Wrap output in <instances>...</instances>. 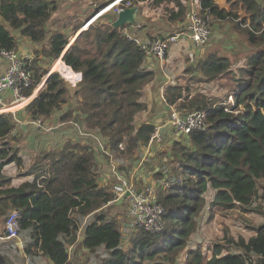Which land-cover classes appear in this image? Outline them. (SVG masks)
Returning <instances> with one entry per match:
<instances>
[{
    "label": "trees",
    "instance_id": "obj_1",
    "mask_svg": "<svg viewBox=\"0 0 264 264\" xmlns=\"http://www.w3.org/2000/svg\"><path fill=\"white\" fill-rule=\"evenodd\" d=\"M127 1L132 5L150 2ZM166 1L170 0L152 3L158 6ZM173 1L178 10L170 12L169 22L178 21L185 9L183 3ZM241 2L251 29L264 37V0ZM57 4L50 0L0 3V19L13 32L38 45L36 52L41 54L35 52L36 58L27 60L33 83L23 92L25 98L49 74L38 58L58 61L56 72L47 76L44 86L23 111L32 121L56 117L59 123H68L74 108L62 113L70 100L63 79L75 83L80 74L73 91L74 106L81 116L80 129L94 134L114 158L130 161L155 134L151 123L136 122L147 111L143 91L156 73L145 66L143 50L109 27V18L103 19L106 25L99 24L100 20L85 27L66 50L67 35L61 30H46ZM198 14L207 25L208 19L225 20L231 16L215 0H200ZM81 27L82 22L76 24L72 35ZM247 40L255 45L251 32ZM253 47L245 64L232 74L236 86L231 105H210L203 97L189 99L180 84L165 86L166 105L181 112H204L205 128L190 132L185 140L173 141L168 176L163 171L154 176L155 181L162 182L155 190L163 207L162 226L156 233L132 229L127 249L121 248L118 215L106 210L117 196L97 184L94 147L66 139L55 148L39 151L27 170L32 179L13 187L3 169L21 163L11 147H4L14 130L15 117L0 114V235L4 236L7 215L16 211L19 234L26 235V257L41 256L51 264H68L67 248L75 243L81 221L94 215L85 225L83 246L89 254L102 249L107 255L95 264H179L181 253L186 256L183 264H264V220L253 227L254 233L247 239L225 238L224 243L213 242L207 249L188 243L206 207L232 210L239 206L244 212L254 208L264 219V45ZM16 48V36L0 22V51ZM230 66L226 58L210 51L193 70L207 80H215L231 72ZM210 193L212 197L207 201ZM0 264H12L1 249Z\"/></svg>",
    "mask_w": 264,
    "mask_h": 264
},
{
    "label": "rangeland",
    "instance_id": "obj_2",
    "mask_svg": "<svg viewBox=\"0 0 264 264\" xmlns=\"http://www.w3.org/2000/svg\"><path fill=\"white\" fill-rule=\"evenodd\" d=\"M108 0H60L57 4V8L53 11L47 25L46 30L47 32H51L54 30H61L63 31L67 37L68 42L73 41V35L71 33L73 27L78 24L79 22L86 21L88 17L96 10V6L102 3H105ZM173 0L166 1L164 4H160L155 6L150 2H145L143 9L149 8L148 10L150 13L142 15V22L143 23H151L155 17L157 20L159 19L157 26L159 33H154L149 35H143V38H147L149 40H156L162 37H166L168 35L176 34V28L172 26H168L166 20H169L170 12L174 10V8H169ZM179 1L180 0H176ZM224 0H220L219 3H222ZM230 4L226 11L231 13V16L225 20H211L208 19L207 23L212 30V35H222L226 42H221V44H213V46H208L207 44L204 45L203 48L200 50L195 51V49L189 50L185 41L179 40L175 44H170L169 49L165 55V68L161 72L167 77H171L170 82L180 84L184 87V96L191 98L203 97L208 101L211 105L214 106L218 105H231L234 101L231 98V94L233 89L235 88L236 84L234 79L232 78L233 72H236L237 69L242 67L245 62L246 58L249 55L250 51L254 48L253 46H258V44L264 45V37H262V33L255 32L251 29L249 25V16L248 13L244 10L243 6L238 9L239 2H236L235 5L231 4L232 0L228 1ZM93 4V5H91ZM95 5V7H93ZM173 6V5H172ZM160 8V13L158 14V9ZM185 11V9H184ZM159 15V16H157ZM235 15V16H233ZM236 17V18H235ZM106 18V17H105ZM104 18L100 19L99 24L106 25ZM155 20V21H157ZM183 19L181 22L183 23ZM0 22L6 26L7 24L4 23L1 19ZM127 27V26H124ZM122 27L121 29H123ZM183 27V26H182ZM181 27V28H182ZM223 28V29H222ZM80 30V29H79ZM10 31L13 35L16 36L17 40L22 41V38L18 32ZM251 32L255 37V45H250L247 40V34ZM231 37H235L236 44L234 50H225V43L230 40ZM27 40V39H25ZM29 41V40H28ZM31 45H35L34 43L30 42ZM45 43V42H44ZM243 43V44H242ZM207 47V48H206ZM206 48V49H205ZM37 50V49H36ZM213 51L220 56L226 58L230 63V71L228 74L220 75L215 80H207L206 78L202 77L200 73L193 70V66L197 64V62L202 59L206 52ZM36 52V51H35ZM36 55L39 52L35 53ZM41 55V54H39ZM42 63L43 60H42ZM58 62L53 61H45V67L48 70H52L51 72H56ZM50 72V73H51ZM58 73V72H57ZM59 74V73H58ZM60 76V75H59ZM173 76V77H172ZM61 77V76H60ZM62 78V77H61ZM63 79V78H62ZM161 81H164L165 78L163 76L160 77ZM66 83L70 100L75 101L73 96V91L77 88L76 84H70L63 79ZM169 82V81H167ZM39 86L36 87L30 96L31 98L25 102L21 108L8 112L6 114H12L14 118V122L16 123L19 120L24 121H32L28 118L24 110L27 103L33 99L37 92L39 91ZM36 93V94H35ZM69 100V103H71ZM29 101V102H28ZM73 105V104H72ZM20 111V112H19ZM65 111L64 107L62 108V113ZM59 122L57 119L51 122L50 127L53 125L58 124ZM72 123V120L68 122ZM32 127V126H30ZM42 131H37L34 135L30 133V131L26 128L24 124L18 125L13 135L8 136L5 141V148L11 147L12 153H17L23 150L24 153H19L22 157H25L26 160H30L32 157L34 158L35 155L39 151L49 150L55 148L58 145H61L65 139L68 137H74V130L71 132L70 136H66L63 132L62 128H57L56 132H51L46 128L45 130L41 128ZM40 130V129H38ZM18 131V132H17ZM19 134V135H18ZM18 135V136H17ZM96 137V136H94ZM68 138V139H71ZM72 140V139H71ZM2 143H0V146ZM10 149V148H9ZM27 151L31 153H26ZM171 162V159H170ZM31 164H29L30 166ZM168 168V167H167ZM167 168L165 169V176H168ZM162 184V182L160 183ZM156 190V187L154 191ZM156 192V191H155ZM211 193L207 199L209 201L211 199ZM254 208H249L247 212L243 211L242 207L236 206L232 210L227 209H218L215 208L213 210L210 207H206L202 211L200 218H198L197 222V230L195 233L189 238V245H201L203 249H207L211 247L213 242L216 243H224L225 238H238L243 237L247 239L251 235H253V227H257L259 224L263 222V217L258 213L253 211ZM118 215V214H116ZM119 219V230L121 234H125V237L122 236L121 248L127 249L130 245L128 243V238L130 237L131 233L123 231L125 226L119 220L123 219L122 215H118ZM127 242V243H126ZM126 243V244H125ZM106 252L102 249H99L97 253L90 254L89 258L87 259V264H95L98 262L99 259L105 258ZM180 257V258H179ZM179 264H183L186 256L181 253L179 256ZM209 257V255H207ZM160 263V262H159Z\"/></svg>",
    "mask_w": 264,
    "mask_h": 264
},
{
    "label": "crops",
    "instance_id": "obj_3",
    "mask_svg": "<svg viewBox=\"0 0 264 264\" xmlns=\"http://www.w3.org/2000/svg\"><path fill=\"white\" fill-rule=\"evenodd\" d=\"M190 1L191 0H180V3H183L185 6V11L182 17L178 21H175V22H169V20L165 21L167 22L168 26H172L176 28V31H177L176 33L186 29L188 26L186 14L189 8ZM219 1L220 0H215L216 4L220 8L227 10L230 4L228 2L229 0H224L222 3H219ZM236 2H239L238 9H241L240 8L242 7L241 0H232L231 4L235 5ZM144 4L146 3L142 2L138 6L139 11L137 13L136 21L138 25L141 26V28L138 32H136V35L139 38L146 40L147 42L149 39L143 38V35L147 36V33H149V35H152L154 33H159L160 31L158 30V26H157L159 19L157 20L156 17L152 19L153 21L151 23L142 22V15L150 13L148 11L150 10L149 8L147 9L142 8ZM194 4L199 8L200 0H198V2ZM93 7H95V5ZM169 8H174L176 12L178 10L175 1H172ZM157 12L158 14L161 12L160 8L158 9ZM181 19L184 20L183 23L181 22ZM125 28H127L128 30L130 29V27L128 26ZM224 38L225 37H223L222 35H215V36L212 35V37L209 39V41L206 44L208 46H213V44L214 45L221 44V42H226ZM236 39L237 38L230 36V40L227 41V43H225L224 45L225 50L227 51L234 50ZM179 40L185 41L190 51L191 49H195V51L201 49V48H196V46L193 45L191 41L187 40L186 38H180ZM37 48L38 46L31 45L28 39L27 40L22 39V41L17 40L16 50L18 51V53L20 54L22 58H27L28 60L32 58H36L34 53ZM38 59H40V62L42 61L41 60L42 57H39ZM45 61L47 62L48 60H43L44 63ZM41 64L44 66L43 63ZM7 66H8V62L5 59L0 58V73L4 72ZM145 66L148 69L153 70L156 73V75H155V79L153 80V82L150 83L143 91L142 101L146 103L148 108H147V111L140 116V119L139 121L136 122V125H139L141 122L151 123L155 127V134L153 138L150 140L149 145L147 147H140L137 153L135 154V156L130 161L124 162L121 159L114 158L113 155L109 151L104 150L101 144L96 143L94 134H87L82 129H80L81 116L79 115L78 111H76L77 108L74 106V102H75L74 99L70 100L71 103H69L66 107H64L65 110L71 106L74 108L72 123H69V124L68 123H58L50 127L51 122L55 120L56 117H51L44 122L41 121L45 127L51 130V132H56L57 128L59 129L62 128L63 132L65 133L67 137L70 136L71 132L74 130L75 132L74 137L73 138L68 137V138H71L73 141H79V142L90 144L94 147V151L96 155V162L98 165L97 184L100 187L106 188L110 192H113V190L116 187L120 186L122 181H125L126 186L130 188L132 191L137 192V193L146 192L150 188H155L157 185L161 183V181H155L154 176L160 171L165 172V169L169 166L170 159L172 158L171 146L173 144L174 138H178V140L186 139V136L178 137L179 134L176 133L172 129V127L169 125L170 108L166 105L164 97H163V91H164L165 86L169 84H176V83H171L170 82L171 77L169 78L165 76L164 74H161L163 70H160L158 68L154 59L146 60ZM48 71L50 73L52 70H48ZM161 76L165 78L164 81L160 80ZM80 78L81 76L79 74L78 79L75 83H71L68 81L67 82L70 84L77 83L76 85H78ZM30 98L31 97H29V99ZM21 107L22 106L19 105L17 109ZM17 109H14V111ZM26 122L27 120L24 122H22V120L17 121L15 123L14 130L18 125L24 124L26 128L30 131V133H32L33 135L37 131H42L41 128L36 127L34 125H29ZM14 130L12 133H14ZM12 133L10 135H13ZM19 153H24V152L23 150H21L20 152L18 151V157L20 158V161H21L20 165H16L15 163H12L10 165H7L3 169L4 175L8 178H11V186L13 187H19L22 183L26 181H30L32 179V176L27 174V170L34 163V158L32 157L30 160H26V158L22 157V155ZM26 153H31V152L27 151ZM29 164L31 165L29 166ZM126 199L122 198V200L117 205H112L111 208L109 207L107 209V207L112 204L110 203L106 207V210H108V212L110 213L122 215L123 219L121 218L120 221L123 223L125 227H128L129 222L126 219V215L128 212V203ZM93 217L94 215H90L81 221V225H80V228L78 229L77 238H76L75 243L71 246H68L67 248L68 257H69L68 264H87L86 262L90 254L83 246L84 230H85V225L90 220H92ZM25 241H26V235L24 233H20L18 239H12L8 241L0 240V249L5 253L9 263H12V264H51L50 261L45 257L39 256V257H33L31 259L27 258L23 251V246H24Z\"/></svg>",
    "mask_w": 264,
    "mask_h": 264
},
{
    "label": "built area",
    "instance_id": "obj_4",
    "mask_svg": "<svg viewBox=\"0 0 264 264\" xmlns=\"http://www.w3.org/2000/svg\"><path fill=\"white\" fill-rule=\"evenodd\" d=\"M3 1L5 0H0V3ZM50 1H56L58 3L60 0ZM196 2H198V0L190 1L186 14V19L188 21L187 28L176 34L161 39L148 40L146 42V40L141 39L136 35V32H138L141 28V26L138 24L134 26H128L130 27L129 30L125 27L123 29L120 28L116 30L120 31L121 35L124 36L128 42L133 43L145 52V60L154 59L158 68L163 70L165 66V55L170 44L177 43L180 38H186L187 40L191 41V43L195 45L196 48H202L212 37V30L210 26L207 25L198 14L200 7L198 8L194 4ZM139 4L140 3L132 5V3L128 2L127 0H108L105 3L97 5L96 10L102 7L103 9L94 14L96 12L95 10L90 15L92 16L94 14V16L88 20V22L84 21L78 33L84 27L87 28L93 21L96 23L102 18L106 17L105 19H108L111 15H117L124 9L136 7L138 13ZM109 27L112 28L110 22ZM78 33L72 36L73 41ZM73 41H70L68 46ZM0 58L5 59L8 62V66L5 71L0 73V114H3L12 112L6 111L11 105L22 101L23 99H27L24 97L23 92L32 85L33 81L31 72L27 69L28 59L22 58L17 50L0 51ZM169 108V125L176 133L186 136L194 130H203L205 128L206 114L204 112H181L174 107ZM26 123L43 129L47 128L40 120L27 121ZM94 138L97 144H101L97 137ZM154 189L155 188H150L146 192L137 193L128 188L125 183H122V185L116 187L113 190L117 196L116 200L125 194L126 191H129V195L126 199L128 203L126 219L129 222V226L125 227L123 231L131 233L133 231L132 229L140 228L150 233H156L160 230L162 226L163 207L157 201ZM18 218L19 214L16 211H11L7 215L4 223V236L0 235V240H12L19 238ZM122 236L125 237V234H121V238ZM122 241L124 242L127 240L125 239Z\"/></svg>",
    "mask_w": 264,
    "mask_h": 264
},
{
    "label": "water",
    "instance_id": "obj_5",
    "mask_svg": "<svg viewBox=\"0 0 264 264\" xmlns=\"http://www.w3.org/2000/svg\"><path fill=\"white\" fill-rule=\"evenodd\" d=\"M101 9H103V7L102 8H100V9H98V10H96V12L94 13V14H96L98 11H100ZM94 14L92 15V16H90L85 22H88V20H90L93 16H94ZM136 17H137V9H136V7H132V8H128V9H124L123 11H120L117 15H111L110 17H109V22L111 23V26H112V28H114V29H120V28H122V27H124V26H134V25H136V24H138L137 23V21H136ZM5 23V22H4ZM2 24V23H1ZM3 25V24H2ZM4 26V25H3ZM7 30H10V27L8 26V25H6V26H4ZM82 31H80L79 33H81ZM78 33V34H79ZM77 34V35H78ZM77 37V36H76ZM75 37V38H76ZM70 46V45H69ZM68 46V47H69ZM67 47V48H68ZM67 48H66V50H67ZM57 60H55V62H56ZM52 73V72H51ZM51 73H49L47 76H49ZM45 77V79L43 80V82H42V84L40 85V87H39V89L38 90H40L43 86H44V84H45V82H46V80H47V78L48 77ZM32 100V99H31ZM76 111H78V109H76ZM179 135H178V137H181V136H183L182 134H180V133H178ZM178 138H174V141L175 140H177ZM122 183H125L126 184V182L125 181H122ZM122 183L120 184V185H122ZM129 195V191H126L125 192V194H123L118 200H116V201H114L111 205H109L108 207H107V209L110 207H112V205H117L121 200H122V198L124 199H126L127 198V196Z\"/></svg>",
    "mask_w": 264,
    "mask_h": 264
},
{
    "label": "bare ground",
    "instance_id": "obj_6",
    "mask_svg": "<svg viewBox=\"0 0 264 264\" xmlns=\"http://www.w3.org/2000/svg\"><path fill=\"white\" fill-rule=\"evenodd\" d=\"M101 13H104V12H101ZM92 23H94V21H93ZM92 23H91V24H92ZM89 25H90V24H89ZM87 28H88V27H87ZM84 29H85V27H84L82 30L84 31ZM85 30H86V29H85ZM79 34H80V33H79ZM79 34H78V35H79ZM78 35H77V36H78ZM74 40H75V39H74ZM72 43H73V42H72ZM72 43H71V44H72ZM71 44H69V45H71ZM60 59H61V58H59V61H60ZM28 99H29V98H28ZM28 99H23L22 101H19V102L15 103L14 105H11L10 108H9L8 110H6V111H7V112H8V111H14V109H17L19 105H20V106L25 105L24 102H26Z\"/></svg>",
    "mask_w": 264,
    "mask_h": 264
}]
</instances>
